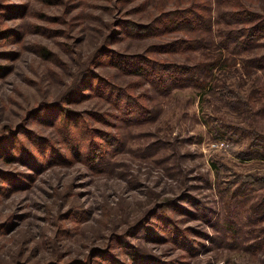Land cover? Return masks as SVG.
I'll list each match as a JSON object with an SVG mask.
<instances>
[{
	"label": "rangeland",
	"instance_id": "1",
	"mask_svg": "<svg viewBox=\"0 0 264 264\" xmlns=\"http://www.w3.org/2000/svg\"><path fill=\"white\" fill-rule=\"evenodd\" d=\"M258 22L264 0H0V264H264Z\"/></svg>",
	"mask_w": 264,
	"mask_h": 264
},
{
	"label": "trees",
	"instance_id": "2",
	"mask_svg": "<svg viewBox=\"0 0 264 264\" xmlns=\"http://www.w3.org/2000/svg\"><path fill=\"white\" fill-rule=\"evenodd\" d=\"M242 10L245 11L246 9H245V8H242ZM246 11L252 15V12H251V11H249V10H246ZM263 26H264V22H261V23L258 22L257 24H255L254 26H252V28H251V27H249V28H250L251 30L254 29V28H257V29L261 30V29L263 28ZM249 28H248V29H249ZM178 79H181V81L184 80V78L178 76V77H176V78L174 79V81H176V80H178Z\"/></svg>",
	"mask_w": 264,
	"mask_h": 264
}]
</instances>
